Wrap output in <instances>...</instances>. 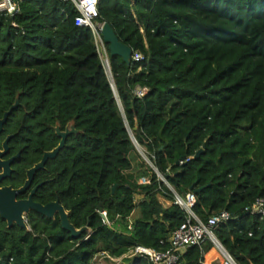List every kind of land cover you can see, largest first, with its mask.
<instances>
[{
  "label": "trees",
  "instance_id": "1",
  "mask_svg": "<svg viewBox=\"0 0 264 264\" xmlns=\"http://www.w3.org/2000/svg\"><path fill=\"white\" fill-rule=\"evenodd\" d=\"M14 1L17 14H0V98L4 110L19 98L14 114L48 149L59 142L54 127L75 125L51 165L72 224L89 220L91 233L75 239L43 218L31 232L0 221V264H91L139 246L166 252L189 218L171 188L182 199L196 194L193 212L204 223L227 211L217 240L237 264H264V216L246 212L264 198V0H98L97 21L144 56L127 65L104 43L128 125L166 182L133 144L76 7ZM137 88L148 92L139 98ZM213 247H190L181 263L207 264Z\"/></svg>",
  "mask_w": 264,
  "mask_h": 264
},
{
  "label": "flooded vegetation",
  "instance_id": "2",
  "mask_svg": "<svg viewBox=\"0 0 264 264\" xmlns=\"http://www.w3.org/2000/svg\"><path fill=\"white\" fill-rule=\"evenodd\" d=\"M17 100L20 103L19 98L16 96L14 103L8 109L4 110V105L0 98V124L5 114L12 108ZM18 108H21V104L9 115L0 130V190L10 189L12 192H15L16 202L30 201L31 204L41 207H47L51 204L58 203L67 214L70 224L73 225L71 221V212L66 209L65 205L62 203L61 196L55 188L57 175H59V173L55 174L51 165L63 149L54 159H47L44 161L45 156L55 150L60 145L62 139L55 131L56 136L59 138V142L56 147L48 149L50 142L47 138L41 136L33 137L28 134L29 130L27 129L26 121L23 119L24 116L19 113L14 114ZM56 127H54V130ZM66 129H61V132H65ZM40 165L42 166L38 168ZM97 213L101 215L100 211H97ZM38 218L58 222L63 229L61 215L58 209L55 210L53 218L42 215L32 208L24 212L23 219L29 230L20 228L16 223H14L12 227H9L7 221L2 219L1 216L0 221L6 224L7 229L17 227L21 230L31 232L33 231L32 222L36 221ZM74 228L77 231L86 228L79 238L85 233H91L89 220H87V224L81 228H76L75 226Z\"/></svg>",
  "mask_w": 264,
  "mask_h": 264
},
{
  "label": "built area",
  "instance_id": "3",
  "mask_svg": "<svg viewBox=\"0 0 264 264\" xmlns=\"http://www.w3.org/2000/svg\"><path fill=\"white\" fill-rule=\"evenodd\" d=\"M63 3L71 2L76 9L82 15L83 22L89 26L95 37V42L98 46L99 53L101 55V46L105 49L104 41L102 37V29L104 23H99L97 19L99 18L98 12V0H59ZM19 12L17 3L14 0H0V14L14 16ZM102 44V45H100ZM102 56V55H101ZM102 62L105 68H108L109 60L106 56L104 60L102 57ZM136 61H143L144 56L142 54L136 53L133 56ZM110 67V65H109ZM148 90L146 88H137L135 94L141 98L147 94ZM197 199L196 194L191 192L188 193L185 199L176 198L175 205L183 207L189 218L185 224L173 232L170 237L171 248L166 252H153L145 247H136L130 250L126 255L116 258L108 253H99L108 255L114 260L121 261L123 258L130 257L136 258V260H147L150 264H182L181 258L186 250L190 247L201 246L206 241H210L215 245L216 236L214 234L215 229L221 223L230 221L231 215L227 211H222L218 215L212 216L208 219L206 223L202 222L193 212L196 205ZM172 205V203H171ZM246 212L252 216H264V198H258L251 206L246 208ZM103 217V222L106 225H110L107 219V213L101 212ZM131 229V225L129 226ZM217 248V247H216ZM221 255L220 264H237L230 255L225 254L219 248H217ZM95 256V257H96ZM134 264H138L135 263Z\"/></svg>",
  "mask_w": 264,
  "mask_h": 264
},
{
  "label": "water",
  "instance_id": "4",
  "mask_svg": "<svg viewBox=\"0 0 264 264\" xmlns=\"http://www.w3.org/2000/svg\"><path fill=\"white\" fill-rule=\"evenodd\" d=\"M102 37H103L104 43L109 46V52H110V55L112 57H116V56L120 57V58L123 59V61L127 65L131 64L132 57H133L132 49L129 46L123 44L119 40V38L117 37L114 29L112 28V26L110 24L104 23L103 29H102ZM105 70H106L107 76L109 78V81L111 83V87L113 89V92L115 94L117 102L119 104L120 111H121V113L123 115L126 128H127L128 132H129V136H130L133 144L135 145L136 149L141 154L143 159L152 168H154L153 164L150 162V160L147 158V156L145 155V153L141 149L140 145L138 144V142H137V140H136V138H135V136L133 134V131L130 129V127L128 125V122H127L125 114H124L123 107H122L121 102L119 100V97L117 95L116 87H115V84L113 82V78L111 76V71H110L109 65H108V68H105ZM19 105H20V103L17 100V102L12 106V108L5 114V117H4L3 121L0 124V130L2 129V126L6 122V120L8 119L9 115ZM55 131H56L57 135H59L61 137V139H62L61 143L55 150H53L51 153H48L45 156L44 161L47 160V159H54L58 155V153L65 147L67 138L70 135H72V134H78L79 133V132L76 131L75 125L73 123L67 126V129H66L65 132H61L60 126H57L55 128ZM204 148H205V146H204ZM204 148L197 152V154L195 156L196 159H198L201 156V154L204 152ZM185 160H186V157H183L180 160V162H178V165H180ZM41 166L42 165L38 166V168L41 167ZM154 170L158 173V175L162 179V181L166 182L165 179L159 174L158 170L155 169V168H154ZM116 188H117V186H115L113 188V193H115ZM171 190L174 192L176 198L181 200V197L172 188H171ZM199 192H200L199 190L196 191V193H199ZM15 194L16 193L12 192L10 189L0 190V216H1L2 219L7 221L9 227H12V225L14 223H16L20 228L29 230V228L26 226V224L24 222L23 214H24V212L29 211L31 208L36 210L38 213H40L42 215L48 216L49 218H53L55 210L58 209L59 213L61 215L63 229L67 230L68 232H70L71 235L74 238H79L81 236V234L83 233V231L86 230V228H84L82 230L77 231L74 228V226L70 224L67 214L64 212L63 208L59 206L58 203L51 204L50 206H47V207H41L39 205L31 204L30 201L16 202ZM215 246L217 248H219L225 254L229 255V253L226 251V249L222 246V244L217 239L215 241Z\"/></svg>",
  "mask_w": 264,
  "mask_h": 264
},
{
  "label": "rangeland",
  "instance_id": "5",
  "mask_svg": "<svg viewBox=\"0 0 264 264\" xmlns=\"http://www.w3.org/2000/svg\"><path fill=\"white\" fill-rule=\"evenodd\" d=\"M101 55H102L101 57L105 60L107 56V52L102 46H101ZM165 205H168V204L165 203ZM212 250L216 254L218 253L217 252L218 249L216 248L215 245ZM135 261H137L136 258H130V257H126V258H123L121 261H117V260H114L112 257H108V255L100 254L94 257L91 264H134Z\"/></svg>",
  "mask_w": 264,
  "mask_h": 264
},
{
  "label": "crops",
  "instance_id": "6",
  "mask_svg": "<svg viewBox=\"0 0 264 264\" xmlns=\"http://www.w3.org/2000/svg\"><path fill=\"white\" fill-rule=\"evenodd\" d=\"M159 201L165 206V207H169L171 206V202H169L168 200H166L164 197H159ZM168 204V205H165ZM217 254L215 252H213V250H211L207 255H206V263L207 264H220L221 262V255L219 250H217Z\"/></svg>",
  "mask_w": 264,
  "mask_h": 264
}]
</instances>
